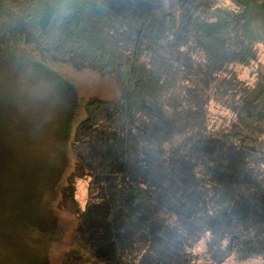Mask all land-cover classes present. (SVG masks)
<instances>
[{
    "label": "rangeland",
    "instance_id": "374dc122",
    "mask_svg": "<svg viewBox=\"0 0 264 264\" xmlns=\"http://www.w3.org/2000/svg\"><path fill=\"white\" fill-rule=\"evenodd\" d=\"M106 2L131 22L132 35H142V28L157 29L184 10L204 14L229 0ZM260 52L264 67V46ZM40 61L28 42L0 41V264H54L73 248L89 256L76 237L97 264H189L186 256L206 247L215 225L237 217L242 224L235 237L249 234L243 226L253 216L250 206L206 181L215 171L236 185L235 174L222 172L220 156L187 140L173 120L152 112L127 119L108 106L71 146L87 101L115 102L120 86L66 62ZM239 71L242 80L251 79L248 70ZM209 109L207 130L196 138L231 114L215 101ZM221 155L226 167L225 150ZM77 156L93 174L77 190L85 208L81 217L61 206ZM133 184L143 187L149 201L129 209L124 203ZM239 240L225 239L229 256L217 264H264L260 258L237 261L232 248Z\"/></svg>",
    "mask_w": 264,
    "mask_h": 264
},
{
    "label": "trees",
    "instance_id": "16d2710c",
    "mask_svg": "<svg viewBox=\"0 0 264 264\" xmlns=\"http://www.w3.org/2000/svg\"><path fill=\"white\" fill-rule=\"evenodd\" d=\"M130 27L106 0H0V41L28 42L43 62H66L77 71L112 77L120 86L115 102L96 97L87 101L71 146L108 106L127 119L152 112L173 120L187 140L207 144L210 155L220 156V170L235 174L236 185L215 171L206 181L211 188L230 191L241 206H250L253 216L243 226L249 234L235 237L242 224L237 217L217 224L203 250L187 253L189 264L223 262L229 256L225 239H241L232 248L237 261L260 258L264 263V0H229L204 14L184 10L157 29L142 28V35H132ZM241 69L251 79L242 80ZM212 101L231 114L224 125L209 128L211 134L196 138L194 133L207 130ZM77 157L62 189L61 206L81 217L85 208L77 190L93 174ZM130 190L125 208L148 203L143 187L133 184ZM75 243L89 256L73 248L54 264H97L81 239L76 237Z\"/></svg>",
    "mask_w": 264,
    "mask_h": 264
}]
</instances>
